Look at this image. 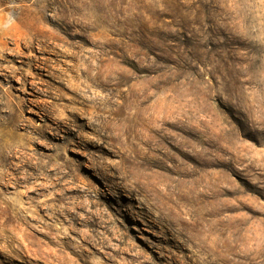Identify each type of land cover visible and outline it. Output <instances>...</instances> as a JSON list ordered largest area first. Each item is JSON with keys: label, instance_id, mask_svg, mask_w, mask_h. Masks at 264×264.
<instances>
[{"label": "rangeland", "instance_id": "obj_1", "mask_svg": "<svg viewBox=\"0 0 264 264\" xmlns=\"http://www.w3.org/2000/svg\"><path fill=\"white\" fill-rule=\"evenodd\" d=\"M0 196V264H264V0H0Z\"/></svg>", "mask_w": 264, "mask_h": 264}, {"label": "bare ground", "instance_id": "obj_2", "mask_svg": "<svg viewBox=\"0 0 264 264\" xmlns=\"http://www.w3.org/2000/svg\"><path fill=\"white\" fill-rule=\"evenodd\" d=\"M3 179V178H2ZM2 195V194H1ZM4 196V195H3ZM0 196V219L1 218H5L6 220H12L11 223L15 222L17 223L18 226H20V223L23 221L22 217L17 214H15L14 217L11 218L12 213L14 214V208L15 205H12V203H8L7 202V198ZM5 205V206H4ZM19 210V209H18ZM17 210V211H18ZM20 212V211H19ZM16 213V212H15ZM5 221V220H4ZM6 222V221H5ZM223 222V221H222ZM1 223V222H0ZM6 224V223H5ZM4 224V225H5ZM7 226V225H6ZM225 228L228 230H230V236L226 239L225 242V248L227 249V253L230 255H232L234 253V248H235V241H236V237H235V232L231 230L233 229V224L231 222H229L227 225H225ZM225 230V229H224ZM223 244V243H222ZM205 246V245H204ZM223 247V246H222ZM225 250V249H224ZM227 262H231V259L229 260V258H226Z\"/></svg>", "mask_w": 264, "mask_h": 264}]
</instances>
